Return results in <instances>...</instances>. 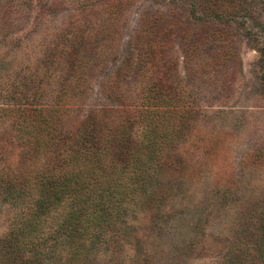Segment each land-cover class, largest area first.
<instances>
[{"label":"rangeland","instance_id":"obj_1","mask_svg":"<svg viewBox=\"0 0 264 264\" xmlns=\"http://www.w3.org/2000/svg\"><path fill=\"white\" fill-rule=\"evenodd\" d=\"M43 3L45 12L35 8L10 17L0 12V182L17 183L29 172L37 182L57 163V157L48 161L44 156L32 162L19 141L26 95L43 91L44 99L54 102L71 81L65 99L71 110L57 115L65 137L55 151L72 147L71 136L80 125L111 108L108 94L117 84L125 101L138 96L140 77L126 73L131 71L125 68L126 59L143 62L138 50L155 46L159 27L179 25L167 50L177 63L174 78L195 93V112L180 123L176 147L165 152L164 172L146 156L132 164L126 153L118 164L128 166L114 175L112 190L93 188L80 194L88 200L104 197L107 217L102 229L80 231L87 246L73 260L63 234L40 243L44 233L62 227L74 205L71 196L64 195L63 202L36 219L33 191L21 196L0 192V264H221L228 245L253 241L244 234L260 230L264 241V52L249 40L237 41L239 64L227 73L228 79L220 74L216 82L205 79L197 86L200 56L180 38V26L190 29L193 41L197 27L185 23L186 8L174 0H124L115 15L100 0ZM256 18L264 24V14ZM107 28L108 39L103 32ZM260 43L264 46V36ZM72 62L79 69L67 79ZM193 77L196 85L188 81ZM113 108L115 115L103 116L107 129L122 116L138 117L132 109ZM145 130L141 118L132 125L128 149L142 144ZM152 198L153 210H160L155 223L151 209L143 211ZM39 250L45 259L38 258Z\"/></svg>","mask_w":264,"mask_h":264},{"label":"trees","instance_id":"obj_2","mask_svg":"<svg viewBox=\"0 0 264 264\" xmlns=\"http://www.w3.org/2000/svg\"><path fill=\"white\" fill-rule=\"evenodd\" d=\"M0 1H3L0 3V12L5 17L18 15L21 12L26 15L35 8L40 12L46 10L43 0ZM100 1L103 5L110 7L109 12L112 15L124 7V0ZM174 1L186 8L188 17L185 23L189 24L192 21L197 27L196 31L194 30L197 38L193 41L189 38L190 29L187 27L183 29L180 26V38L184 39L185 45H194L196 54L200 56L197 70L200 73L198 76L200 80L197 86L203 85L205 79L216 82L220 74L228 79L227 73L239 64L237 41L249 40L258 52H264V46L260 43V37L264 36V24L261 25L256 20V17L264 14V0ZM175 27L179 25H174L173 28H157L160 30L155 34L154 47L140 45L143 50H140L141 47L138 50L142 54L138 61L142 59L143 62L135 63V57L131 61L126 59L125 68L131 69L126 73L132 74L131 78L140 77L138 96L131 101H125L119 94L121 87L117 84L108 94L110 102H113L111 108L105 107L101 110L99 117L93 116L94 119L83 122L75 135L71 136L72 147L67 146L60 153L55 149L61 144L65 134L60 129L57 115L62 110H71L66 106L65 100L71 88V81H66L54 102L45 100L46 96L43 91L25 96L24 115L21 121L23 133L19 136L21 137L19 141L25 147V153L32 156V162L44 156L48 161L52 157H57V163L48 173L45 172L41 178L39 177L37 182L30 180L32 172L24 174L22 180L17 183L11 179L2 180L0 192L5 195L21 196L33 191L38 202L34 210L36 219L44 217L47 210L63 202L64 195L71 196L70 200L74 204L64 216L62 227L41 236V245L52 238L55 233H61L68 244L70 260L86 248V243L82 245L81 240L83 239L80 233L88 227H94V230L102 229L99 225L107 217V213L103 212L106 211L103 208L106 200L99 195L91 200L83 199L80 194H85L93 188L100 191L112 190L114 175L128 166V162L125 165L118 164V160L124 159L126 153L127 159L132 164L146 156L156 161V167L159 170L162 172L166 170L164 154L168 152V148L176 147L174 144L181 138L180 123L186 120V116L189 117L195 112V93L190 89L191 87L187 88L177 77L174 78L177 63L175 57L167 50L175 39V33H173ZM103 32H105L104 38L108 39L107 35H111V29L107 28ZM143 53H145V58ZM78 69L77 62H72L67 71V79L74 78ZM120 69L117 71L118 75H122ZM188 81L195 84L194 77ZM113 106L132 109L138 117L122 116V121L107 129L109 122L103 116L111 113L115 115L116 111ZM140 118L146 125L145 140L142 144L128 149L126 141L129 134L127 132ZM106 130L107 132L103 133ZM33 164L36 165V163ZM153 199L155 198L147 199L143 211L150 212L151 209L153 213L151 222L155 223L160 210H153L156 203ZM111 200L108 199V201ZM88 221H91L90 224ZM259 231L254 234H244L246 238L253 241L228 245L221 264H264V241L263 239L260 241ZM89 246L93 248L94 242H90ZM191 246H196V244ZM37 256L45 259L44 251L39 250ZM33 263L35 262L30 264Z\"/></svg>","mask_w":264,"mask_h":264}]
</instances>
